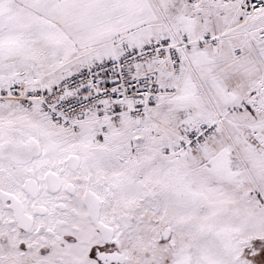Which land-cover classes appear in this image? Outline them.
<instances>
[{
  "label": "snow or ice",
  "instance_id": "6c2138e0",
  "mask_svg": "<svg viewBox=\"0 0 264 264\" xmlns=\"http://www.w3.org/2000/svg\"><path fill=\"white\" fill-rule=\"evenodd\" d=\"M0 264H264V0H0Z\"/></svg>",
  "mask_w": 264,
  "mask_h": 264
}]
</instances>
